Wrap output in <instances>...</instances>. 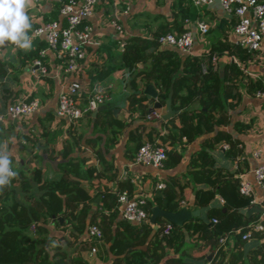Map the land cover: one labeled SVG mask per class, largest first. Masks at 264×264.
<instances>
[{"label":"crops","instance_id":"obj_1","mask_svg":"<svg viewBox=\"0 0 264 264\" xmlns=\"http://www.w3.org/2000/svg\"><path fill=\"white\" fill-rule=\"evenodd\" d=\"M179 1L130 0L129 7L125 12L123 2L98 0L90 16L84 20L91 28L90 40L85 45L86 57L76 72L69 73L64 70L63 61L55 55L52 48L47 46L46 41L42 37L31 35L34 26L56 17V2L54 0H33L32 7L27 9L32 23V28L28 32L32 38L31 50H21L15 45L7 43L3 48H0V58L5 63L6 69L5 73L0 74V113L3 114V118L0 120V147L8 148L12 157V167L17 172L16 180L0 193L5 195L4 204L13 203L15 200L22 204L29 203L31 194L38 195L42 191L35 180L38 178L41 181L60 178L66 169L65 162L69 159L81 163L82 175L88 167L93 169L94 177L87 180L88 189L96 193L95 197L99 195L98 202L101 200L103 192L116 191L121 179L130 178L135 186L134 189L150 198L153 192L158 189L156 188L157 182L165 183L169 180L175 183L177 188L184 185L186 197L181 199V205L190 210L198 208V215L203 218H207L209 206L222 203L220 197L216 195L208 205L193 206L195 199L193 188L206 184V181L202 179L193 181L187 174L191 154L208 145L213 133L202 134L190 141L183 136L180 141H177L175 146L181 152L182 157L173 167H163V165L158 167L150 163L135 162L133 157L136 145L129 137L130 130L137 127L142 133L143 142L157 135H166V123L172 115L178 112V109L172 106L171 101V107L176 112L167 119L162 118V114L167 111V108L166 104L161 103L158 98L161 86L154 83L152 84L158 91V96L155 99H149L146 93H142L147 104L146 112H142L138 107L134 109L126 107L122 93L124 89L131 90V88L130 81L128 89V81L125 80L126 69L122 66L123 46L121 42L131 36L152 38L157 27L171 25ZM185 3L195 9L197 16L196 18L191 17L187 21L183 19L184 25L191 31L193 39L189 52L185 53L179 50L181 54L200 56L206 61L209 59L211 48L216 44L234 43L235 15L232 11L226 10L219 0L199 6L194 5L190 0H185ZM113 19L122 25L121 33L111 23ZM196 19L204 20L209 24L206 32L199 30L195 22ZM164 46L166 45H160V47ZM40 51H43L42 61L47 68L45 74H40L32 64L33 58L38 56ZM231 61L236 62L247 76L258 77L264 85V40L258 50L249 52L248 57L242 61L227 49L214 51L213 68L221 76L224 75L225 64ZM145 66L146 64L142 62L137 63L138 68ZM72 80L81 83L80 101H83L90 91L99 87L104 88L109 94V98L99 106L102 109L95 114L93 111L91 115L86 114L78 121L69 123L56 115V107L60 91ZM137 81L141 92L147 83L140 79ZM241 92L242 98L237 108L230 111L229 124L215 129L225 128L231 132L234 137L240 140L239 145L242 152L238 157L231 158L225 154L221 142L210 149V152L215 166L222 168L226 166L235 172V176L239 179L240 177L246 179L251 184L252 195L249 196L251 202L253 206L263 208L262 212L255 211L259 215L253 220H260L264 224V188L257 182L253 172L254 167L264 161V155L256 157L253 154V150L257 146L264 144V89L260 96L247 93L244 88ZM25 96L38 98L39 108L28 116L12 117L7 115L6 104ZM114 99H117L115 101L119 102V105L113 106L111 110L113 116L124 118L128 124L122 130L118 140L110 143L112 125L94 123L93 117L103 111L104 105L111 104ZM154 102L157 104L154 107V112H151L149 108ZM115 108H117L116 112H114ZM236 120L247 122L250 126L246 131L238 132L233 127ZM100 158H103L107 163L101 161ZM113 172L114 175L110 177ZM24 179L30 182V186L26 189L21 184ZM95 197L92 209H95L98 203L94 202ZM116 206L118 208V202ZM41 215L47 228L44 235L50 255L55 251L54 247L56 246L76 254L77 252L73 248H80L81 240L91 243L86 230L78 234L77 238L71 236L72 221L65 219L64 226H61L62 217L61 220L59 217L57 218L59 221V225H57L53 217L43 218L45 216ZM118 219L119 213L111 227H117L118 231H121L122 227L117 222ZM153 227L156 228L157 224H153ZM238 232L239 229L231 232L232 237ZM193 234L191 230L189 233L186 232V241H189ZM40 235L42 234H36V236ZM70 242L71 245H69ZM93 246L96 247L95 252H98L102 258L108 256V259H111L114 257L112 253L108 252L109 242L104 243L101 239L94 242ZM144 246L142 245V247ZM260 246L264 249V237L251 236L244 240L241 246L242 256L249 259ZM171 248V246L166 247V250L171 252ZM195 250L196 246L190 244V251ZM212 255L208 254L207 258H211ZM214 256L217 260L221 257L220 254L215 255V253ZM229 256L228 253L224 256L225 258L223 257V263L227 257L229 261ZM190 261L192 264L202 263L201 259L190 258ZM261 264H264V261Z\"/></svg>","mask_w":264,"mask_h":264},{"label":"trees","instance_id":"obj_2","mask_svg":"<svg viewBox=\"0 0 264 264\" xmlns=\"http://www.w3.org/2000/svg\"><path fill=\"white\" fill-rule=\"evenodd\" d=\"M177 7L172 24L157 27L152 38L131 36L124 40L122 66L126 69L125 80L130 81L131 90L124 89L122 98L128 109L138 107L146 112L147 104L137 86L138 79L161 86L158 96L161 103H165L172 87V106L178 112L168 119L166 135H157L147 141L162 146L167 155L163 167H173L182 157L175 146L177 141L183 136L190 141L202 134L213 133L208 145L191 154L187 174L193 181H206V184L193 188V206L208 205L216 195L222 197L223 202L209 206L207 218L198 215L181 225L171 222L172 229L168 235H160L163 224L169 221L162 216H157L154 223H134L119 218L117 222L122 228L118 231L117 227H111L118 217V191L127 188L132 193L140 192L134 189L130 178L121 179L118 189L103 192L101 200L92 209L96 193L88 189L87 180L94 177L93 169L88 167L82 175L81 163L69 159L65 162L66 169L60 178L35 180L42 191L38 195L31 194L29 203L22 204L15 200L4 204L5 195L0 194V264H192L190 258L201 259L202 263L199 264H223V257L228 253L229 264H261L264 261V249L261 246L249 259L242 256L244 239L241 238V233L246 230L245 225L256 219L259 213L249 216L245 214L246 209L253 206L250 197L239 192V178L235 176V172L226 166L222 168L213 164L210 152V149L221 142L222 147L224 143L228 144L224 148L227 156L236 158L240 155V140L225 128H215L229 124L230 111L237 108L242 98V88L247 93L255 94L257 90H263L264 85L258 77L247 76L234 61L225 64L223 76L213 68L212 56L215 50L227 49L240 61L252 52L235 43L224 45L219 42L221 44L211 48L206 61L200 56L181 54L173 46L160 47V34L167 31L179 34L187 29L183 19L197 16L195 9L186 4L185 0H180ZM138 62L146 66L138 68ZM64 65L63 62V67ZM5 71V63L0 58V74ZM25 98L29 100L32 97ZM115 100L117 99L104 105V110L93 117L94 123L112 125L110 143L118 140L128 124L124 118L113 116V106L119 105ZM249 126V123L241 120L233 123L238 132L246 131ZM141 134L137 127L129 132L136 150L143 143ZM100 159L104 161L103 158ZM113 175L114 172L110 177ZM14 180L16 178L11 183ZM165 183L163 188L153 192L151 198L146 196L144 208L149 215L153 205H159L168 211H178L182 207L181 199L186 197L184 185L177 188L172 181L167 180ZM21 184L24 189L30 186L26 179ZM6 187L0 189V193ZM41 214L45 216L43 218L53 217L57 225V218L62 217L61 226H64L65 219L72 221L71 236L74 238L85 230L87 232L89 224L97 223L103 233V242H109L108 252L114 257L102 258L98 252H91L93 243L99 240L90 236L88 239L91 243L81 240V247L73 248L76 254L56 246L50 255L44 235L47 228ZM213 217L216 221H212ZM153 224H157V227L154 228ZM235 229H239V232L232 237L231 232ZM190 230L194 234L186 241L185 233ZM37 233L42 235L36 236ZM252 236L264 237V229L254 230ZM220 237H225V240L220 242ZM71 244L70 242L69 245ZM190 244L196 246L195 251H190ZM169 246L172 247L171 252L166 250ZM210 253L213 255L208 259L207 255ZM214 253L221 257L217 260Z\"/></svg>","mask_w":264,"mask_h":264},{"label":"built area","instance_id":"obj_3","mask_svg":"<svg viewBox=\"0 0 264 264\" xmlns=\"http://www.w3.org/2000/svg\"><path fill=\"white\" fill-rule=\"evenodd\" d=\"M56 2V17L42 21L31 30L33 37H42L47 46L52 48L55 55L64 62V70L73 73L76 72L82 60L86 57L85 45L90 40V26L84 20L90 16L98 0H54ZM114 3L123 2L125 12L129 7L130 0H111ZM194 5L208 4L213 0H190ZM221 5L235 15L233 33L235 35L234 43L244 47L247 51H256L260 48L264 40V0H219ZM186 21L188 18L185 19ZM199 30L206 32L209 24L201 19L195 20ZM111 23L118 32H122V25L116 20ZM192 33L189 29L177 34L174 31H167L158 36L160 45L173 46L181 52H189L192 44ZM121 45H124L122 40ZM43 51L33 58L32 64L39 70L40 74L47 72L46 65L42 61ZM214 59V57H213ZM81 83L72 80L58 95L56 115L64 118L69 123L78 121L82 116L90 114L97 110L109 98V94L104 88H95L86 96L83 101L79 100ZM263 90H257L256 95L260 96ZM40 102L36 97L26 99L25 97L11 101L6 104V113L12 117L28 116L39 108ZM151 112H154L151 111ZM3 114L0 113V120ZM228 147L227 143L223 144ZM256 157L264 155V144L257 146L253 150ZM167 157L165 149L162 146L154 145L145 141L137 148L134 161L140 163H150L161 167ZM254 176L264 188V161L259 162L254 169ZM11 184V183H10ZM9 184V185H10ZM165 183L160 181L156 183V188L160 189ZM239 192L245 196L252 195V186L246 180L240 177ZM223 202V198H219ZM146 195L143 193L130 192L127 188L118 191V213L119 218L134 223H143L149 221V214L144 208ZM216 221V218H212ZM33 228V224L31 225ZM246 230L241 233V238L246 240L250 238L254 230L264 229V224L260 220L250 221L245 225ZM172 229L171 222H165L161 228L160 235H168ZM233 230L232 232H235ZM87 234L94 240H101L103 233L97 223H91L87 226ZM225 237H220L222 242ZM96 251L92 246L91 252Z\"/></svg>","mask_w":264,"mask_h":264},{"label":"clouds","instance_id":"obj_4","mask_svg":"<svg viewBox=\"0 0 264 264\" xmlns=\"http://www.w3.org/2000/svg\"><path fill=\"white\" fill-rule=\"evenodd\" d=\"M32 4L33 0H0V48L7 43L21 50H31L32 38L28 32L32 23L27 9ZM16 176L8 148L0 147V189L8 186Z\"/></svg>","mask_w":264,"mask_h":264},{"label":"water","instance_id":"obj_5","mask_svg":"<svg viewBox=\"0 0 264 264\" xmlns=\"http://www.w3.org/2000/svg\"><path fill=\"white\" fill-rule=\"evenodd\" d=\"M128 85H129V81L127 82V86ZM128 89H129V86H128ZM143 92L147 94V97L149 99H151V98L155 99L158 96V91L156 90V88L154 87V85L152 83H147L145 85V87L143 88V90H141V93H143ZM172 93H173V89L171 87L169 90V93H168V97L165 100L167 111L164 114H162L163 119H167L172 114H174V112H176V110L171 107ZM156 104H157V102H154L151 104V106L149 108L150 111L154 110V107ZM100 109H102V107H99L97 110H95L93 112V114H95ZM116 110H117V108L114 109V112H116ZM98 199H99V195H97L95 197L94 202H98ZM255 211L262 212L263 208H261L260 206L254 205V206L248 208L246 210L245 214L247 216H249L251 213H253ZM198 214H199L198 208L190 210L186 206H182L180 208V210H178V211H168V210L161 208L159 205H153L151 207V213L149 215V221L151 223H154L157 216H162V217L166 218L167 220H169L170 222L181 225V224H183L184 221H186L189 218L194 217ZM59 219L61 220V217H59ZM223 264H228L227 258L225 259Z\"/></svg>","mask_w":264,"mask_h":264},{"label":"rangeland","instance_id":"obj_6","mask_svg":"<svg viewBox=\"0 0 264 264\" xmlns=\"http://www.w3.org/2000/svg\"><path fill=\"white\" fill-rule=\"evenodd\" d=\"M35 231L32 229V233H34Z\"/></svg>","mask_w":264,"mask_h":264}]
</instances>
